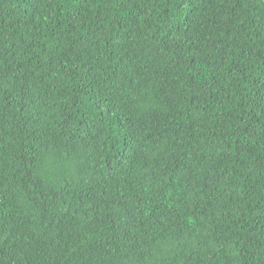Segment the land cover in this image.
Masks as SVG:
<instances>
[{
	"label": "trees",
	"instance_id": "trees-1",
	"mask_svg": "<svg viewBox=\"0 0 264 264\" xmlns=\"http://www.w3.org/2000/svg\"><path fill=\"white\" fill-rule=\"evenodd\" d=\"M0 264H264V0H0Z\"/></svg>",
	"mask_w": 264,
	"mask_h": 264
}]
</instances>
